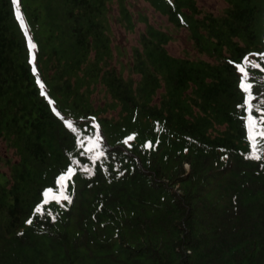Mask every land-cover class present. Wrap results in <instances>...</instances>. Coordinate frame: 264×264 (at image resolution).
<instances>
[{
    "label": "trees",
    "instance_id": "16d2710c",
    "mask_svg": "<svg viewBox=\"0 0 264 264\" xmlns=\"http://www.w3.org/2000/svg\"><path fill=\"white\" fill-rule=\"evenodd\" d=\"M67 1L77 51L67 63L72 74L58 75L35 43L24 0L16 9L0 0V140L15 159L0 154L9 169L0 168V264H264V152L247 139L235 68L246 54L264 53V0H231L222 14L200 19L195 7L184 24L170 18L192 31L199 54L212 60L171 55L169 35L160 31L152 44L141 38L134 46L129 68L137 80L124 76L127 64L107 66L125 52H115L119 45L105 34L112 31L104 8ZM249 60L259 64L245 65L258 116L264 58ZM58 81L77 100L59 101ZM100 82L112 102L94 107L90 95ZM117 109V117L104 116ZM65 119L82 134L100 135L95 161L75 146ZM73 158L71 199L45 203L43 189L55 190Z\"/></svg>",
    "mask_w": 264,
    "mask_h": 264
},
{
    "label": "rangeland",
    "instance_id": "374dc122",
    "mask_svg": "<svg viewBox=\"0 0 264 264\" xmlns=\"http://www.w3.org/2000/svg\"><path fill=\"white\" fill-rule=\"evenodd\" d=\"M67 0H24L27 6L28 18L33 32L35 43L39 42L42 46L43 55L49 65L54 66L57 74L67 73L72 74V69L68 68L67 63L70 58H73L77 49L74 45L72 34L67 28ZM231 0H89L91 11L104 8L107 25L110 26L112 35L106 31L108 38H112L114 51L125 52L123 56H116L108 61V68H113L116 71L120 70V63L127 64L124 69V76L127 77L130 73L135 80L139 79V74L130 72L129 66H133L132 57L135 54V47L139 45V40L151 39L158 36V32H164L169 35V41L165 45L167 51L179 58L186 57L199 58L205 61L212 59L205 54H199L198 47L195 45V40L192 37V31L183 28H177L174 23L184 24L188 20V13L193 8H197L199 13L197 18L203 17L201 13H210L218 16L223 13V10L229 6ZM79 13V10H75ZM90 14V11L88 12ZM174 22H172L171 20ZM186 18V19H185ZM71 25V24H70ZM108 29V27H107ZM143 36V37H142ZM155 40V39H154ZM140 55L144 56V47L140 46ZM94 52L91 53L93 58ZM70 57V58H69ZM87 63H85L86 65ZM50 74H53L51 70ZM70 80L75 84V76L70 77ZM53 82V80H50ZM90 84V83H89ZM100 82L96 91L90 95L94 107H102L112 102L110 93L107 92L106 86ZM55 95L59 101L65 99L69 103L77 100L74 91L70 90L62 81H58L57 86L53 84ZM89 85L84 90L88 89ZM92 88V87H91ZM90 88V89H91ZM73 100V101H71ZM71 101V102H70ZM119 109L108 110L104 114L105 117H117ZM101 115V114H100ZM102 116V115H101ZM0 154L9 155L12 161V152L6 151L0 140ZM2 171L8 172V168L4 167L0 161Z\"/></svg>",
    "mask_w": 264,
    "mask_h": 264
},
{
    "label": "snow or ice",
    "instance_id": "6c2138e0",
    "mask_svg": "<svg viewBox=\"0 0 264 264\" xmlns=\"http://www.w3.org/2000/svg\"><path fill=\"white\" fill-rule=\"evenodd\" d=\"M171 2V0H169ZM11 4L14 9H16L17 6V0H11ZM15 17L17 21L20 24V27L23 29L25 27L24 24V19L21 16V13L19 10L15 11ZM27 33H25V37L27 39ZM28 45H29V63H31V48L34 47L32 44L31 40H28ZM249 56H260L264 58V53H250L246 54L241 58L242 62L241 63H235V68L237 71L242 73L239 79V87L241 88L242 92L244 93L243 96V105H244V112L247 113L242 119H243V125L246 130V136L247 139L250 143V147L253 148L254 151L256 152H264V145H258L256 143H253L254 138L259 137L261 139H264V107L261 106H255V112L260 113V115L256 116L252 114L254 105L250 103V101L253 99L250 88L251 84L246 83V80L248 79V74L245 70V65H250L251 67H259V64H253L249 60ZM264 71V69H261ZM33 74L35 75L36 69H32ZM36 84L40 87L41 89V95H44L43 91V84L39 80V78L36 79ZM49 104H52V101L49 100ZM237 107H240L238 104ZM55 111V109H53ZM59 115V113H57ZM65 125L73 132L76 134L75 136V146L78 149H83V155L92 161H95L100 155V145L99 141L101 139L100 135L96 134H82L81 131L75 127H73L72 122L68 120H64ZM96 125L93 123V128H95ZM131 137H126L125 142H127L128 139ZM147 146V142L145 144ZM78 161L73 158L71 163H69L66 167V170H62L59 175L56 176L55 178V190L53 187H45L42 191V196L44 197V202H48L49 200H54L57 203H59L61 200H70L71 197H69L66 194V181L72 176L74 172V165H77ZM83 170L86 173H89V168L87 165H83ZM34 211L35 212H40L41 211V204L37 203L34 206ZM49 215H52L51 212H49ZM54 218V217H53ZM31 218L29 220L25 221V223H30Z\"/></svg>",
    "mask_w": 264,
    "mask_h": 264
}]
</instances>
